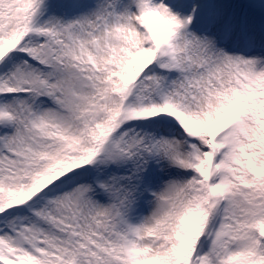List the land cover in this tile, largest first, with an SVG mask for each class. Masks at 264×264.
I'll use <instances>...</instances> for the list:
<instances>
[{
    "label": "snow or ice",
    "instance_id": "snow-or-ice-1",
    "mask_svg": "<svg viewBox=\"0 0 264 264\" xmlns=\"http://www.w3.org/2000/svg\"><path fill=\"white\" fill-rule=\"evenodd\" d=\"M0 264H264V0H0Z\"/></svg>",
    "mask_w": 264,
    "mask_h": 264
}]
</instances>
